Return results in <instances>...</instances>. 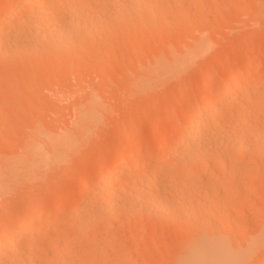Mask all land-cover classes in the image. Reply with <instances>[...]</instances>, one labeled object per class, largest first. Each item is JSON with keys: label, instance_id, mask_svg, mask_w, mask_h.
Returning a JSON list of instances; mask_svg holds the SVG:
<instances>
[{"label": "rangeland", "instance_id": "obj_1", "mask_svg": "<svg viewBox=\"0 0 264 264\" xmlns=\"http://www.w3.org/2000/svg\"><path fill=\"white\" fill-rule=\"evenodd\" d=\"M15 1L16 0H0V14L3 12L1 17H3V14L9 13H5V11H12L9 8L13 7L12 5ZM149 1H145L148 4L151 2V6L150 4H147L149 8L151 7L148 13L146 11L147 6L144 5L145 8L143 9H145L144 11L146 13L143 12V14H141L142 12H137L138 14H133L138 15V17L142 15L139 19H137L138 17L135 18V16L133 18V15L131 14V19H137V22L138 20L142 21L146 18H144V16L147 14V17H153L151 13L152 10L155 15L157 9L161 6L164 5L161 9L165 10L167 4L169 5L167 7H170L171 5V3H166V0H162V5L161 0H159L160 3L156 2L158 0H154L155 2L152 0L153 3L156 4L152 7L153 3L152 1ZM167 1L172 2V0ZM173 1L172 4L179 3H177V5H171L169 10L167 8V15L166 11L163 12L161 9L158 10V13L159 11L162 13L156 14L153 17L155 20L150 19V21H147L149 22L148 27L144 24H147L144 20L142 23L140 21L141 24L138 22L140 26L144 24L142 25V28L140 27L141 29L136 27L138 24L136 21L132 20V22L134 21L133 24L130 21V18L125 20L129 15L122 14L125 18L121 19V21L125 20L127 23L130 21L133 24L129 23L132 27L136 24L135 27L138 30H135V32H131V30H134L133 28L131 29L130 25L126 27L124 24H120L119 26V23L121 22L120 16L122 15L117 16L119 18L118 20L115 16L111 18L113 13H109V9L114 6L113 2V4L107 2L108 5H110H105L108 6L107 9L104 8L105 6H100V8L98 5L99 3L97 2V4L95 2L98 9H106V11H109L106 12L104 10L103 14L105 15L107 13L105 17L108 16L106 18L103 14H100V10L98 12V16L101 15L100 21L102 20V26L100 25L98 27H102V30L105 28L108 29L104 30V32L101 29V31L97 29L100 33L102 32L101 34H98L99 31L97 32L96 30L97 33H93L94 35L97 34L99 36L98 39L97 36H95L96 38L92 36L94 39L90 38L92 35V33H90L91 35L89 36L88 34V36L91 39V42L89 38H87L88 36H86L84 40L86 42L87 39V44L83 42L85 43L84 45L82 41L80 42L85 46L80 45L83 50L76 48L78 51L80 50L81 57L79 56L80 53L76 55L73 54L76 53V49H74V51L76 50L75 52L68 51L70 54L72 52L71 55L74 56H71L70 54L67 56L68 52H65V50H60L62 52L59 51L61 54L64 51V53H66L65 56L67 58L69 57L71 62L66 58V60L62 59L63 56L59 57L56 50H54V52L51 49L56 53V55H52L54 53H50V49H45L46 51L44 53L41 51L42 49L40 50L41 52H37L35 49L39 55L35 53L37 56H32V58L29 57V55L31 56L35 50L31 51V53H29L28 50L27 52L29 55H26L25 58H22L21 54L28 53L26 51L24 53L23 51V53L20 52L19 55L17 53V55L14 54V58L19 56L17 59H13L12 54L10 56L12 57V60L10 57H6V59H9L8 61H5L6 59L4 58H2L4 62L0 61V163L2 159V163H4H1V168L4 167L3 169H5V166L9 164L6 160H10L9 158H12L9 161L10 163L14 162L12 160L15 157V161L19 159V162H23L22 158L25 157L24 148L26 147V150L32 148L27 144L30 139L31 142L35 141L33 143L34 146L37 144L36 141H39L38 145L41 143L44 144H41L42 146H40V148L38 147V151L37 149L36 151L32 150V153L35 152V155H41L45 157V159L49 158L48 160H50L51 156L46 157V155L50 153L49 155H52L54 158V154L57 155V152L59 151L57 150L59 147L57 148L53 143L50 147L46 146V144L49 143L48 139L50 136H56L59 138L62 134L64 136L69 133V136H67L71 137L73 134L71 133V129L75 132V135L73 134L75 136L74 138L79 137L76 139L77 141L82 140L83 138L81 137L86 135L82 140V144H77L76 142L77 146L80 144L78 148L75 145V148H72V150L70 149V155L68 154L66 159L63 160L61 158L62 161L59 160V162H57V160L54 162V160L53 165L48 163L51 167H48V164H46L47 167L45 169L41 168V171L38 167L37 169L39 172L36 173V176H31L34 174L33 172V174L30 175L32 177L31 179H29V176L27 180L24 178V180H21L20 182L19 178V183L16 182L17 184L12 181L15 183V186L12 182L7 184L8 179L4 177L3 178L6 180L2 178L0 179L1 181H6V183L2 182V185L5 186L6 184V190H0V231L2 230V227L6 225L5 223L8 222L13 225V227L16 226L17 217L21 213H29L36 209L40 211H52L54 208H58V206L61 210L65 209L62 210L60 218L53 221L47 229L43 231L39 228H37L39 230L36 229V234L34 233V235H37L38 240L35 239L37 240L35 242V245L37 244V247L35 246L36 253H34L36 255L33 254V258L36 259L32 258V261L35 262L39 257H44L42 255H44L43 252H45V257L47 255L48 257L53 256L55 258L54 255H56V261L55 259H53V261L52 258H46L47 260L45 261V257L42 258V262L45 261L44 263L46 264H53L54 262L62 264V261L65 260L66 261L63 262V264H66L69 262L68 256L72 258L71 261L74 262H72L73 264H177L180 260L185 258L184 255L186 251L195 240L201 237L208 239V237L214 232L217 233V235L215 234V237L222 241L228 250L233 251L234 253L243 251L256 235L259 236L262 234V231L264 230V156L261 154L262 156L258 157L260 151L257 152L258 150H255L256 146L254 145V147H248L250 152L248 149L247 151L240 150L239 152V150L234 148L235 146H228L230 143H227V145L225 144V149L221 146V151H230L229 154H233L231 151L235 149V153H239H234V155L228 156V152H223V154L219 156V154H215L221 152L219 149L218 152L213 150L215 153L211 152V155L209 154L211 157L208 156L210 159L212 157H217L220 159L219 162H222L224 158L221 156L224 157L226 154L228 156L225 155L227 161L225 158L223 161L224 164L221 163V165L223 164L225 166L224 169L220 166L217 158H215V160H212V158L208 161L207 159L205 160L208 162L206 164H209L207 165L209 166L207 168L204 166L206 164L202 165L205 163L204 159L203 161L201 160L202 163H198L199 166L198 164L196 166V163H194V168L201 167L200 170L202 172L204 170L205 178L201 173V176L199 177L200 179L196 177L199 176L198 168L195 172L196 175L193 170L190 171L193 172L192 174L196 177L194 178V181L200 180L201 184L204 186H207V184H210L211 182L210 185L212 187L209 186V188L211 187L210 189L207 186L206 190L205 187L208 194H206V191L204 190L207 199L211 198H208L209 194L217 196H212V199H214L208 200L211 205L216 202L214 201L215 199H219L221 203L222 200L226 199L224 202L225 204L222 203L223 205L219 200L217 201L218 209L216 207L217 205H215L216 208L214 209L219 211L216 210V212L213 209V204L211 210H209L210 207L206 210L209 213L211 211V214L207 213L208 216H205L206 213H201L205 218L208 217L205 221L210 219V221L212 220L213 222L214 219H216V222L214 221L215 223L213 222V225H211L212 227H209L210 225L207 226L206 223V226H202L204 223L201 221L205 222L204 219L201 221L199 220L200 225L202 223L201 227H197L196 225L195 228L191 229V226L193 227L191 224V226H189V224L185 223L189 227H186L184 223L182 225V222L179 223V221L175 224L174 219L167 220L164 217L161 218L153 213H121V211L118 212V210L113 213V217L108 221L95 218L90 221L91 223L88 224L89 226L85 225L86 227L78 225L79 221H76L77 219H75L78 218L79 220V213L83 210V205L80 206V204H83V201L89 198L87 195L89 194L88 190L91 189L90 192L94 191V189L91 188L92 185L95 186L94 181H97V179H100L99 177H102V170L111 165L116 157L131 151L135 146L139 145L142 148L138 157L139 160H142L146 155L161 149L155 158L146 159L144 164L140 165L141 168L144 167L143 172L145 171V168H151L155 163L159 164L163 162L168 155V152L165 151L164 148L167 144L172 143V140L174 141L175 138L174 134L167 137H164V134L172 131L174 128L176 129L177 127L185 125L186 121L183 120L186 119L188 122V117H186V115H189L192 105H194L197 100L202 101L208 96L207 94H209V92H212V90L213 93H215L218 87L222 88L223 85L226 86L227 83L230 82L229 80L233 77L239 79L240 74L242 75L243 73L242 71L253 69L254 73L247 78L245 76H243V78L240 77V87H243H239V90H241L240 92L238 91V88L236 89L237 91L234 90V93L231 92V94L228 93L229 91H226V97H224L223 100L227 97H231V99L229 98V101L228 99L225 101L227 108L231 109L227 105L229 102V105L232 104L233 106L234 104L235 106H240L241 109L236 107V111H242L244 105L246 106L250 103H256L258 96L259 99L264 100V82H259L260 77L264 75V0ZM54 2L55 1H53V3ZM93 3L94 1H92L91 4L94 5L91 6V9H93L92 13L95 12L96 6L95 3ZM55 4L59 6V2L56 1ZM157 4L158 7H155ZM4 6H6V8L7 6L9 7L5 10L6 8ZM89 7H87L89 10L87 11V14L89 13L90 17L91 11ZM153 8L156 9L155 13V9ZM17 10L18 9H16L15 14ZM84 13H86V11ZM9 14L14 17L15 21L13 19L11 22L14 23V26L17 25L16 27L19 30L20 26L23 25V22L20 19L21 15L19 14L20 17L19 15H16V17L18 16L17 19L14 13V15H12V13ZM102 15L104 18H102ZM157 15H159V19L156 17ZM11 16L10 19H12ZM98 16H95L94 18L97 17L96 19H99ZM109 17L111 19L115 18V21H118V23L115 22L114 19L112 21ZM163 17L165 19H163ZM104 19H108V24ZM19 20L22 25H18L21 24ZM109 20H111L112 25L116 23L118 25L116 24L113 27H108L110 24ZM152 20L155 22L153 25L151 24L153 23ZM11 22L9 25L10 27L13 24ZM103 22H105V27L103 26ZM150 24L151 27L149 26ZM9 26L7 28H10ZM111 27L114 29L109 30ZM21 28H23V26ZM14 29L16 30L15 27ZM201 41L206 42L207 45L204 46L206 50H203L202 48L201 50L203 51H200L201 54L199 53L200 55H197L198 52L197 54L195 53L196 51L194 47L197 44L200 45L202 43ZM86 45L88 46L86 47ZM199 45L197 46L199 47ZM192 48H194V53L193 51L191 52ZM187 52L190 54L193 53L195 55L194 58H192V56L190 57L189 54H186ZM40 53H42V55ZM172 54L175 55L172 60H175V57L179 56L177 57L179 60V66L181 64L180 60H183V58L180 57L189 55V57L192 58L189 60L192 61L190 62L187 60V65H181L182 67L180 66L181 68L179 70L176 68L175 74L173 71L172 76L167 77L170 73V62L167 63L165 61H168L169 58L172 57H170ZM158 56V59L160 60H157L161 63V67L168 68V71L165 73L169 72L167 75H164L165 73H163L162 69H160V73L159 71L155 72L156 75L163 73L162 75L164 78H161V80L163 79L162 82H158L160 81L158 75L157 79L154 77L156 76L155 74H146L152 73L156 70L154 64L157 62L155 59ZM71 57L75 59H71ZM59 58L65 62L61 61ZM162 58H168V60H163ZM161 60L164 62L162 63ZM182 63H184V61ZM150 64L153 66L151 65L150 67ZM165 64H169V66H164ZM145 68L146 71L144 70ZM151 69L155 70L153 71ZM139 74L140 76L141 74L143 76L147 75L150 78L152 77V79L150 81V78L144 76L146 79H143V76H141L142 79H140V83L138 84L140 78ZM165 76L167 79H165ZM137 79L138 82L136 81ZM153 79L154 81H152ZM225 82L227 83L225 84ZM143 83L144 85L146 84L145 86L148 88V84L156 85H152L153 87L151 86L150 89L144 90L145 88L142 89L140 87ZM134 84L135 86L137 84L139 89H137V87L135 88ZM248 84H253L249 87L250 89L251 87L253 89L252 92L250 91L253 96H245L247 93L242 96L244 93L242 91H245V88L246 90L248 89L249 92ZM133 87L135 88L134 90ZM136 89L138 91H136ZM227 93L229 96H227ZM232 93L233 95L236 94L238 98H241L238 99V101L243 100L244 102L240 101L241 103H239L236 100L237 96L234 95L233 98L239 104H237L236 101L233 103L232 96H230ZM251 96L255 98V101ZM250 97V100L252 101L249 100ZM91 98V101L94 99V101H96H93L92 105L94 104L100 107L98 109L96 108L97 106L94 107L96 108V111L94 110L96 115L99 112V109H102V113H100V116L99 113L96 116L98 117V122H94L96 124L93 122L89 123L94 124V126L92 125L93 128H91L92 126L90 127L91 130L87 131L88 134H86V132H83L82 134L79 130L81 136H77L76 132H78V127L76 126H78L79 121L76 119L79 118V114L82 112L80 109L86 107L83 105H86ZM246 99H248L250 103ZM91 101L89 100V102ZM258 103H260V101L257 102V105H262V109L260 106L256 107L255 105L252 106L250 104V107V105H247L251 108V111L254 110L253 108L255 107V109L258 110H256L258 114H256L257 112L255 113V110L253 111V115L255 113L257 115L256 117L255 115L250 116L251 118L247 117L248 119H252L251 121H253L254 124H258L255 126L251 123L250 126L247 124L251 122L249 120V122L243 125V129L247 128L246 126H254L257 129L261 127L264 129V124H262L264 122L259 120L261 119L259 114L264 118V101H262L263 104ZM92 105L90 106L92 107ZM90 106L87 107L89 108ZM77 109H79L80 112H77ZM232 109L233 110L231 111L225 109L226 111L223 110V114L222 112L221 114L224 117V114H227V111H229L228 114L230 112L233 113L235 111L234 106ZM249 109L248 107H244L243 111L245 112ZM259 110H263V114ZM243 111L242 113H244ZM221 114V120L226 118V121H228L233 115L232 114L230 117L225 116L223 118ZM257 117V120H259L260 123L255 122L257 121ZM222 123L224 122L221 121L220 125L224 127L225 125ZM73 126L75 127L73 128ZM226 126L224 128H226ZM183 127L180 129L178 128V130H181ZM87 128L89 129V127H82V129H84L82 131H86L85 129ZM36 133L41 137L42 135L44 137H49H46L48 142H46V138V141L43 140L44 137H42V140L40 139L41 141L38 140ZM261 133L263 132L261 131ZM34 135L37 138L32 140V137H35ZM74 138L72 139L75 140ZM52 139H54L53 142L56 141V138H51L50 141ZM31 142L29 141V143ZM49 145L50 144H48V146ZM37 146L35 148H37ZM43 146L44 148H42ZM228 147L231 149L227 150L226 148ZM260 147L261 146H258V148ZM262 147L260 148L261 150L264 149V144H262ZM49 148H52L51 152ZM222 148L224 150H222ZM252 148H255L253 151L254 153H252ZM44 149H48V153ZM73 149L76 150L72 152ZM40 150L43 152L39 153ZM245 152H248L249 155L247 156H251V158L247 157L245 154L248 153ZM28 153L29 151L26 153L27 159L29 157L28 155H32L31 152ZM165 153L167 155L164 156ZM20 155H22V158H18ZM64 156L65 153L63 154V157ZM253 156H257L258 158H254ZM228 158L231 162L228 161ZM211 161H216V164L214 163L213 166L212 163H210ZM171 166L174 168L175 164L170 163V165L165 166V168L160 171L161 173L157 174L156 181L158 177V181L160 178L166 179L169 177L166 174L167 172L169 174L172 170V168L170 169ZM230 166H232L231 168H233V171L230 169ZM204 167L206 169H203ZM215 167L218 169H216L217 175L215 176L214 173V177H212L213 172H215V169L213 168ZM219 167L221 168L219 169ZM239 168L240 173L243 171L241 174L239 173L240 175H238ZM209 169L211 171L213 169L212 174L209 173ZM235 171L238 172L236 173ZM2 172H4V170L0 173ZM218 172L219 176H221L220 174H224V176L219 177ZM228 172L231 175L235 172V178L232 176L233 180L232 178H229L231 177L229 174H226ZM124 175L118 174L116 176L117 179L114 180L118 182V180H122L125 177L126 179L131 177L129 174L130 177H127V174ZM209 175H211L209 178L210 180L207 181ZM2 176H4V174ZM236 176H238V178ZM23 177L25 176H22V178ZM201 177L204 179L201 180ZM126 179L124 180L127 181ZM177 180L178 178L176 181ZM197 181L194 183L196 186L197 183H199V181ZM204 181L208 183H205ZM121 182H123V180L119 181V183ZM10 184L14 186L12 187L11 185V189ZM2 185L0 186V189H2ZM7 186H9V190H7ZM82 188H85L87 192V197L85 195V199L83 198L84 200L79 193ZM201 189H204L203 186ZM204 192L202 193L204 194ZM89 195L91 196V194ZM74 208L76 209L75 211ZM63 212L65 214H63ZM213 212L216 213L213 215ZM48 215V217H50V214ZM209 215H213L214 218L211 219L213 216ZM197 217L200 218L201 215L199 216L198 214ZM46 218L47 217H45V220H50V218ZM217 220H220V223H222V221L225 223L228 221L230 223L227 234L223 233V230L225 229H222V225L224 223L220 225ZM75 223L78 226H76ZM214 224H217L218 226H214ZM223 226H225V224ZM57 239L60 240L59 243L57 242ZM61 240L63 243H61ZM40 243L41 246L39 245ZM57 245H59V247H57ZM39 247L40 251H37V248L39 250ZM41 251L42 254L40 256L37 255V252L40 254ZM62 253L63 255L65 254L66 257L63 256ZM59 255L61 258H59ZM63 258L65 259L61 260ZM66 258H68V260ZM49 259L51 260L48 261ZM4 260L3 262H6ZM38 261L39 264H42L40 259H38ZM34 262L33 264H36ZM69 264H71V262ZM238 264H264V241Z\"/></svg>", "mask_w": 264, "mask_h": 264}, {"label": "bare ground", "instance_id": "obj_2", "mask_svg": "<svg viewBox=\"0 0 264 264\" xmlns=\"http://www.w3.org/2000/svg\"><path fill=\"white\" fill-rule=\"evenodd\" d=\"M53 1H55V2L53 3ZM53 1H51V0H16L12 5L13 7L9 8L13 12L12 11H5V13L9 12V13H12V15H14L16 9H18V10L20 9L19 10L20 13L23 11L20 14L19 11L17 10V12L21 15V17L17 12L15 14V17H16V15H19L20 19L23 22V25H22V23L19 20V22L21 24H18V25L23 26V28H21L22 26H20L21 30L18 27L20 31L17 29V27H16L17 25L14 26V23L11 22L14 19V17H12L11 14H9V13L3 14V17H1L2 16L1 14L3 13V12H1V14H0V17H1V19H0V61H3L2 58H4V59H6V57L9 58L12 54H13V56H12L13 59H17L19 56H16V55L17 54L19 55L20 52L23 53V51H24V53H25V51L27 52L29 50V53H31V51H33L35 49L37 50V52L42 49L41 51L43 53L46 51L45 49H48V50L50 49L49 50V51H51L50 53H54L55 52L54 50H56L59 57L63 56L62 59H64V60H66V59L69 60V57L67 58L65 56L66 53H64V51L62 54L59 53L60 50H65V52H68V51L75 52L77 50L76 53H73V54L76 55V54L80 53L79 56L81 57V52H80V50L78 51V49L83 50L81 46H84L85 43L87 44V39H86V42L84 41L85 37L88 36V34L90 36L91 35L90 33H92L90 38H93L95 36H97V39L99 38V36L97 34L96 35H94V34H95L97 29L100 30L102 28V27L101 28L98 27L100 25L102 26V22H101L102 20L100 21L101 15L98 16V12L101 8L100 6L104 7L105 5H108L107 2H111V4L114 3L113 4L114 6L111 5L112 8L110 7L112 9V11H111V9H109L110 12L107 10L109 13H113V15H111V18L114 16L116 18L117 16L124 14V15H129L125 19V20H127L128 18H130V19L132 17L134 18V16H135V18H137L138 15H133L134 13H137V12L138 13L142 12L141 14H143V12L146 13L144 11L145 9H143V8H145L144 5L147 6V4H148L147 2L149 0H147V2H145L146 0H53ZM56 1L59 2V6H57L58 3L55 4ZM92 1H94V3L98 2L99 4L98 3L97 4L100 7L98 9L97 4L95 3V5H96L95 6V12H93V13H92L93 9H91L92 8L91 6H94V5H91ZM150 1H152V0H150ZM153 1H152V3H153ZM101 2H103L104 4ZM156 2L160 3L159 0ZM161 2H162V0H161ZM172 2H174V1L172 0ZM172 2H168L166 0V3H169V4L171 3V5H174V4L177 5V3H179V2H177V3L172 4ZM100 3H101V5H100ZM164 3H165V1H164ZM162 4H163V2L161 3V5ZM89 5H90V7H89ZM154 5H156V4L153 3L152 7ZM171 5H170V7H167V6H169L167 4L165 10L161 9L164 6L163 5L159 9H157V12H156V9L153 8V9H155L154 13L156 12V14H159V13L161 14L162 13L161 11L163 10V12L166 11V15H167V11L171 8ZM108 6H110V5H108ZM108 6H105L104 8L107 9ZM150 6H151V4H150ZM4 7L6 8V6H4ZM8 7L9 6H7V8ZM87 7H89V9L91 11L90 17H89V13L87 14V11H89ZM155 7H158V4ZM7 8L5 10H7ZM150 8L147 6V8H146L147 13H148ZM167 8H168V10H167ZM106 9H102L103 12H102V10H100V14H103L104 10L106 11ZM160 9H161V11H159V13H158V10H160ZM85 11H86V13H84ZM152 11H151V13L154 17L156 14L154 15ZM7 14H9V15H7ZM103 15H102V18L105 17V15H104V17H103ZM124 15H122L123 17L120 16V21H121V19L125 18ZM152 15H150V16H152ZM10 16L12 17V19H10ZM95 16H98L99 19H96L97 17L94 18ZM147 16H148V14L144 16V18L146 17L148 19L147 20L145 18L146 21H145V19L142 18L144 20V22L150 21V19L155 20V18L147 17ZM160 16H162V15H160ZM106 17H108V16H106ZM140 17H138L137 19H139ZM156 17L159 19V15H157ZM164 17H166V16H164ZM164 17H163V19H165ZM8 18L10 19V22L13 23L11 25L12 28L9 26L10 22H9ZM115 18H113L114 21L116 20ZM157 18H156V20H157ZM113 19H111V20L113 21ZM118 19L119 18L117 17V20ZM137 19H131L130 21L131 22H132V20L136 21ZM105 20L106 19H104V21ZM107 20H106V23L108 22ZM111 20H109L110 24L108 27H110V26L113 27L114 25H116L118 23V21H115L117 23L114 24V22H113L114 25H112ZM125 20L121 21V22L119 21L120 22L119 26H120V24H124V26L127 27L132 23L134 24V21L132 23L129 21V23H130L129 24V23L125 22ZM143 20L142 21L140 20L141 23L143 22ZM14 21H15V19H14ZM140 21L138 20L139 23H140ZM152 22H153V20H152ZM103 23H104L103 24V26H104L105 22H103ZM139 23L137 24V26L135 24V26L137 28H140V27L142 28V25H144V24L147 25V27H148V24H149V22H147V24L144 23L140 26L141 23L140 24ZM154 23L155 22H153L151 24L153 25ZM151 24L149 25L150 27H151ZM8 26L10 28H7ZM13 26L16 28V30L14 29ZM135 26L132 27L130 25L131 29L133 28V30H134V31L131 30V32H135V30H138ZM112 27L109 28V30H113L114 28H112ZM134 28H136V29H134ZM107 29L105 28L104 30H107ZM99 30H97V32ZM104 30H102V31L104 32ZM100 31L98 34L102 33V32L100 33ZM89 36L87 38H89ZM90 38H89V40L91 42ZM81 41H82V43L85 42V43H83L84 45H82V43H80ZM201 42L202 43L200 45L197 44V45H199V47L197 45H196L197 48H196V46L194 47L196 52L194 51V48H192L193 50L191 49V52L193 51V53L195 52L196 54L198 52L197 55H200L201 54L200 51L206 50V48L204 47L205 45H207L206 42H204V41H201ZM87 46L88 45H86V47ZM76 48H78V49H76ZM202 48H203V50H201ZM74 49H76V50L74 51ZM36 50L33 51V54L31 56L29 55L28 52H27L28 54L25 53V54H23L24 56L21 54V56H22V58H25L26 55L27 56L29 55V57L32 58V56H35L36 54H38L36 52ZM60 52H62V51H60ZM189 52H190V50H189ZM193 53L190 54L187 52L186 54H189L190 57L192 56V58H194L195 55ZM14 54H16L15 58H14ZM40 54L42 55V53H40ZM46 54H47V52H46ZM68 54H70V53L68 52L67 56H68ZM71 54H72V52H71ZM186 54H184V55H186ZM52 55H56V53H54ZM58 55H57V58H58ZM74 55H71V56H74ZM189 55L188 56L186 55L184 57H180V58H183V60H180V63H181L180 66L181 65H187L186 64L187 60L190 61L189 59H192L189 57ZM174 56L175 55H173V54L170 55L171 58H169V60H172ZM12 57H10V59ZM177 57H179V56H177ZM177 57H175V60H172V61H169L168 58H162L163 60L164 59L168 60L165 62H167V63L170 62L169 64L172 67L171 68L169 66V64L164 65V66L168 65L170 68V70H169L170 73L168 72L169 76L167 75L168 73H165L166 71H168V68L167 67L162 68L160 65L161 63L158 62V60H160V59H158L159 56L155 59V61H157L154 64V67L156 68V70L151 69V70H153V71L155 70V71L152 73H146V74H151V75L153 74L154 75L156 71H159V73H160V71H161L160 69H162L163 73H165L164 75H167V77L172 76V72L174 71L173 73L175 74L176 68H177V70H179L182 67V66L180 67L178 65L179 60ZM71 59H75V58L71 57ZM8 60L9 59H6L5 61H8ZM61 61H63V60H61ZM183 61H184V63H182ZM63 62H65V61H63ZM163 62L164 61H162V63ZM188 64H189V62H188ZM151 65L152 64H150V67H151ZM177 66H179V67H177ZM173 68H175V69H173ZM147 69H149V68H147ZM144 70L146 71V68ZM242 72L243 73H242V75L240 74V77L243 78V76H245L247 78V77H250L253 75L254 70L253 69H247V70L242 71ZM142 74H141V76H143ZM162 74H159V75L157 74L159 77V80H160L158 82H162V80H163V79L161 80V78L163 77ZM157 75L154 77L157 78ZM141 76L139 74V77H140L139 82H138V79L136 80L138 82V84L140 83V79H142V78L144 79L145 77H148L147 75H144L145 77L143 76L141 78ZM167 77L165 76V79H167ZM240 77H239V79L233 77L231 80H229L230 81L229 83L225 82V84L227 83L226 86L223 85L222 88L218 87V89H220V90L217 89V91H215V93H213V90H212V92H209L210 95L207 94L208 96H206V97L204 96L205 99H203L204 97L202 98L203 99L202 101H200V100H197V102L195 101L196 103L194 102L195 104L192 105L191 111L189 110L190 111L189 115L188 114H187L188 116L186 115V117H188V122L185 118H184L185 120H183V121L187 122V123L185 122V125H183L184 127L181 126V127H183L181 130H178V128L180 129L181 127H177L176 129L174 128V129H172V131L164 134V137L165 136L167 137V136L174 134L175 138H174V141L172 140V143L167 144V146L164 148V150L168 152V155L166 154L167 152L164 154V156L167 155V157H166V159L164 158L165 160L163 162H161L159 164L153 163L154 165H152L151 168H145V171L143 172L144 167L141 168L140 165L144 164V161L146 159L155 158V156L161 151V149H158V150L150 153L149 155H146L142 160L141 159L139 160L138 157L142 151V148L139 145L135 146L131 151L123 153L121 156L116 157L115 160L111 163V165L107 166L106 168H104L102 170V172H103L102 177H99L100 178L99 180L97 179V181H94L95 186L92 185V187H91L94 189V191L90 192L91 189L88 190V193L91 194V196L89 194H87L89 196V198L86 199L85 201H83V204H80V206L83 205V207H82L83 210L82 211L80 210L81 212L79 211L81 213V215L79 213V216H80L79 220H78V218H75V219H77L76 221H79V224L76 221L75 222L80 226L83 225L84 227H86V226H89L88 224L91 223L90 221H92L95 218H100V219L108 221L109 219H111L113 217V215H114L113 213H115V211L118 210V212L121 211V213H132V212H136V213L137 212L138 213L143 212V213H147V214L153 213L157 216H160L161 218L164 217L167 220L174 219L175 224H177L179 221V223L182 222V225H183V223H184V225H186V224H189V226L193 225V227L191 226V229L195 228L196 225H197V227L198 226L201 227L202 223H204L202 226H206V225L209 226L210 225L209 227H212L211 225H213V222L216 219H214L213 222H212V220L210 221V219L205 221V219H207L208 217L205 218L203 214L206 213L205 216H208L207 213H209V212H207L206 210H208L209 207H210L209 210H211V207H213V204H214L213 209L216 207L218 209V202L217 201L219 199L218 200L215 199L214 201H216L217 203L215 202L212 205H211L210 201H208V200H213L214 199V198L212 199L213 195L209 194L208 198L209 197H211V198L207 199L206 194H208V193L206 190H207V186H208V188H209V186H211L210 185L211 182H210V184H207V186H204L201 184L200 180H198L199 183H197V186L194 185V183L197 181V180L194 181V178L198 177V179H200L199 177L201 176V174L205 178L204 170H203V172H204V174H203V172L200 170L201 167L194 168V163H196V166H197V164L199 162L202 163L203 159H204L205 163H203L202 165L208 163L205 160L207 159V161H208L210 159L211 152H213V153H215L214 151L218 152L219 149L221 151V146L224 148L227 145V143H230V144H228V146H230V147H231V145L235 146L234 148L239 150V152H240V150H244V151L246 150L247 151L249 146H252V147L256 146L255 147L256 149L255 148L251 149L252 153H254L253 151L255 149L256 151L258 150L257 152L260 151V153H258L259 154L258 157H261L262 155L264 156V153H262V152H264L263 151L264 149L263 150L260 149L262 147V144H264V129L261 127H260L261 129L260 128L257 129L253 125H252L253 127H250L251 123H253V121H251L252 119H250L251 118L250 116L253 115L254 110H255V113L258 111L257 109H255L258 106L257 102L260 101V103L263 104L262 101H264V100L259 99V96H258V99L256 97V99L258 101L256 100V103L252 104L248 101V99H246L252 106L253 105L256 106L255 108H253L254 110L251 111V108H250L251 105L247 104L245 101V103L247 105H250V107L247 105L245 106L243 103L244 101L243 100L238 101V99H241V98H238V96L236 94H234L235 96H237L236 100L239 103H241L240 101H243L242 104L244 106L242 107V111H243L244 107H248V109L249 108L250 109L245 111V112L243 111L244 113H242L241 110L236 111V109H237L236 107H239V109H241L240 106H237V105L235 106L233 104L235 113L233 112L234 113L233 114L230 112L231 114L230 113L228 114L229 111H227V114L225 113L226 110H230V111L233 110L232 104H230L232 106L231 107L229 105V102L227 103L228 107L231 108V109H229V108H227L226 103H225L226 99H228V101H229V98L231 99V97H227V98H225V100H223L224 97H226L225 93H226V91L227 92L229 91L228 93L231 94V92H233L234 90L237 91L236 90L237 88H238L239 92L241 91V90H239V87L241 86L240 85ZM261 77H262V80H261ZM261 77L259 79V82H262V81L264 82V75ZM148 78H150V77H148ZM151 79H152V77L150 78V81H151ZM154 79L152 81H154ZM157 79H156V82H157ZM141 81H143V80H141ZM145 85L143 83V85L140 87L142 89L145 88L144 90H146V89H150L153 84H151V85L148 84L149 88ZM155 85L156 84H154L153 86H155ZM250 85H253V84H248V88L250 87ZM134 86H135V84H134ZM136 87H137V89H139V86H137V84H136L135 88ZM220 87H221V85H220ZM135 88L133 87V90ZM240 88H243V87H240ZM137 89H136V91H138ZM251 89H252V87H251ZM251 89L249 88V92H248V89L246 90V88H245L244 90L247 92L242 91V92H244L242 94V96H244L246 93H247V95H245V96H247V97H249V95H252L251 92L253 91V89L252 90ZM233 93L230 96H232V100L234 103V101H236V100L233 98V96H234ZM249 93H251V94H249ZM229 94L227 96H229ZM251 97L249 98V100L251 99ZM243 98H245V97H243ZM252 99L254 100L255 98L252 97ZM89 100L91 101L92 98ZM89 100H88V102H89ZM232 100H230V101H232ZM93 101H91L89 103L87 102L86 105H83L86 107H83L82 109L79 108L80 111H82V112H80L79 109H77V112L78 111L80 112L79 118L76 119L79 121L78 126H76V127H78V132H76L77 136H79V135L81 136V134H79L80 131L82 134H83V132H86V134H88L87 131H90L91 128H93L94 124H96L98 122V120H97L98 117H96V116L98 115V113L100 116V113H102V109H99V112L96 115L95 109L96 108L98 109L100 107L97 105H94V104L92 105ZM198 101H200V102H198ZM250 101H252V100H250ZM94 102H96V101H94ZM238 102H237V104H239ZM260 103H258V104H260ZM90 105H92V107ZM87 106H90V107L88 108ZM95 106H97V107L94 108ZM259 106L261 107L262 105H259ZM261 109H262V107H261ZM100 110H101V112H100ZM223 110H225L224 113L226 114V115L224 114V117L225 116L230 117L233 114L229 118V120L227 118L228 121H226V118L221 120L220 114H221V112L223 114ZM259 111H261V110H259ZM262 111H261V113L263 114L264 111L263 112ZM255 113H254V115L256 117L257 116L256 114H258V112L256 114ZM222 114H221V116L223 117ZM259 116H261V119H259V120H261V122H264V118H262V115L259 114ZM247 117H250V118L248 119ZM258 117L256 118V120L258 119ZM223 120L226 121V124H225V121H223ZM249 120L251 122H249ZM253 120H255V119H253ZM259 120L255 121V122H259ZM95 121H96V123H94ZM221 121L224 122L222 124L225 126L227 125V122H228V125L226 126V128H224L225 126L223 127L220 125ZM92 122L94 124H89ZM247 122H249V123H247ZM75 123H76V121H75ZM75 123H74V125H75ZM245 123L249 124L250 126H246L247 128L244 127L245 129H243V125H245ZM88 124H89V126H88ZM256 124H258V123H256ZM256 124H254V125L256 126ZM262 124H264V123H262ZM260 126H263V125H260ZM74 127L75 126H73V128ZM82 127H84V128L89 127V129L87 128V129H85L86 131H82V130H84V129H82ZM260 130L263 133H261ZM71 131H72L71 133H73L75 135V132H73V129H71ZM67 132H69V131H67ZM66 133H64V134H66ZM71 133H70V135H71ZM73 134L71 137H68L69 133L67 134L68 136L67 135L63 136V134H62L63 137L59 136L60 139L56 136H53V137L50 136V138H49L47 136L44 137L42 135V137H44V139H43L39 134H37L38 138L34 135L35 137L34 138L32 137V140H35L37 138L38 140L43 139L44 141H46L47 138H49L48 139L49 143H47L46 146L50 147L51 144L53 143L54 146H56L57 148L59 147L57 149V150H59L57 152V155L54 154L55 157L53 158L52 155H49L50 154L49 153L48 155H46V157L51 156L52 158L50 157V160H48L49 158H46L48 161L45 159V157H43L41 155H35L34 154L35 152L32 153V150L36 151V149H37V151H38L40 146H42L44 144L41 143L42 145L41 144L38 145L39 141L38 142L36 141L37 144L36 143L35 144H36V146L37 145L38 146H37V148H35L36 146H34V144H33L35 141L31 142V139H30L29 141L31 143H29V141H28L27 144L29 147H32V148L29 150L28 149L26 150V147L24 148V151H25L24 155L26 158L25 157L22 158V155L18 156V158L21 157L23 159V162H19L18 161L19 159L18 160L16 159L17 161H15V158H16L15 157L12 160L14 162L10 163L9 161L12 158H9L10 160H8L7 158H4V159H7L6 161L9 164H7L5 166V169H3L4 167L1 168V163H2L3 159L1 160L0 169H1V171L4 170V172H2L4 174V176H2L3 175L2 173H0V176H2V177H0V179L1 178L2 179H4V178L8 179L7 184L12 182V181H14L15 183L16 182L19 183V180L21 182V180L23 181L24 178L27 180L29 178V176L31 174H33V172H34V174L31 176H36L37 175L36 173L39 172L38 169H40V171H41L42 170L41 168L45 169L47 166L51 167V165H49L48 163H51L53 165L54 160H55L54 162H56V160H57V162H59V160H61V158L63 160L66 159L67 155L69 154V151H71L72 148H75V145L77 146L78 143L82 144V142H83L82 140L86 136L85 135L84 137H81L83 139L80 141H77L76 139H78L79 137L74 138L75 136ZM45 138H46V140H45ZM51 138H56V141L53 142L54 139H52L50 141ZM72 138H74L75 140H73ZM48 140L46 142H48ZM76 142H77V144H76ZM32 144H33V146H32ZM48 144H50V145L48 146ZM80 144H79V146H80ZM257 145L261 146V147L258 148ZM79 146H77V148ZM29 147H27V148H29ZM42 148H44V146ZM223 148H222V150L225 149V148L224 149ZM51 149L49 148L50 152L52 151ZM226 149L229 150L231 148L228 147ZM49 150L47 149L45 151L48 153ZM74 150H76V149H73L72 152H74ZM233 150L231 151V152H233V154L232 153L229 154L230 151L229 152L227 151L229 154L228 156L234 155L235 149H233ZM28 151H29V153L31 152L32 155H28L29 157L27 159L26 153ZM67 151H68V153H67ZM224 151H221L220 153H215V154L216 155L219 154V156H220L221 154H223ZM248 151L250 152L249 149H248ZM41 152H43V151L40 150L39 153H41ZM227 152H224V153H227ZM239 152H236L235 154H237ZM64 153H65V156L63 157ZM245 153H248V152H245ZM242 154H243V152H242ZM225 155H224V157L223 156H221V157L224 159L226 158V161H227L228 156L226 155L227 157H225ZM245 155L247 156V155H249V153L245 154ZM208 156H210V157H208ZM247 157L251 158V156H247ZM253 157L256 158L257 156H253ZM212 158H211L212 160H215V158H217V157H212ZM224 159H223V161H224ZM219 160L220 159L217 158L218 162H219ZM223 161L219 162L222 169H224V167H225L223 165L224 164ZM228 161H230L229 158H228ZM170 163L175 164V167L174 168H172V166L170 167V169L172 168V170L169 172V174H168V172L166 174L169 177H167L166 179L160 178L159 181H158V179H159V177H158V179L156 181L157 174L158 173L160 174L161 173L160 171H162L165 168V166L170 165ZM210 163H212V165L214 166V163L216 164V161H214V162L211 161ZM221 163H223V164L221 165ZM2 164H4V163H2ZM46 164H48V165L46 166ZM207 165H209V164H206L204 166H206V168H207V167H209ZM198 166H199V164H198ZM216 167L213 168V169H215V172H213V169L211 171L210 170L211 168L208 170L210 174H212V172H213L212 177H214L213 176L214 173H215V176L217 175V171H216L217 168ZM221 167H219V169ZM231 167L232 166H230V169L232 170L233 168H231ZM233 167H237V166H233ZM197 168L199 170V174H198L199 176L195 177V175H196L195 172L197 171ZM206 168L204 167L203 169H206ZM35 169H37V170H35ZM225 169H227V168H225ZM228 169H229V167H228ZM191 170L194 171L195 175L192 174L193 172H190ZM235 170H237V169H235ZM238 171H237L238 175H240L243 172V171H241V173H240V168ZM223 172H224V170H223ZM235 172L232 173L233 175L229 174V172L226 174H229L231 176L229 178H232V180H233ZM118 174H123V175L127 174V177H130L129 175H131V177L129 179L128 178L126 179V177H125L124 179H126L127 181L122 179L123 182L119 183V181H122V180H118V182L114 180V179H117L116 176ZM220 175L224 176V174L223 175L220 174ZM22 176H25V177L22 178ZM26 176H28V177H26ZM31 176L29 179L32 178ZM114 176H115V178H114ZM124 176H126V175H124ZM210 176L211 175H209V177L207 178V181L210 180L209 179ZM218 176H219V172H218ZM221 176H219V177H221ZM236 177L238 178V176H236ZM177 178H178V180L176 181ZM204 178L201 177V180ZM6 179H4V180H6ZM2 182L6 183V181H1L0 186L3 184ZM14 182H12V183L15 186ZM204 182L208 183L206 181H204ZM205 183H203V184H205ZM11 185L12 184H10V189L12 187H14L13 185L11 187ZM212 185H213V183H212ZM202 186L204 189H201ZM5 187H6V184H5V186L2 185V187H1L2 189H0V190H3V191L6 190ZM205 187H206V190H205ZM7 188H8L7 190H9V186H7ZM201 190H202V192H204V190H205L206 194H205V192L203 194L201 192ZM235 191H236V189H235ZM79 193L83 199L87 192H86L85 188H82L79 191ZM87 195H86V197H87ZM213 197H217V196H213ZM225 201H226V199L222 200V203H224ZM219 202L221 203L220 200H219ZM215 205H217V206L215 207ZM217 209H214V210L216 211ZM62 210H65V209H62ZM62 210H61V208L59 209V206H58V208L57 207L54 208L52 211L51 210L50 211H44V210L40 211V210L36 209V210L29 212V213H21L17 217V224L14 227H13V225L9 224V222L5 223L6 225L4 227H2V230L0 231V264H27V262H28V264H31V263L33 264L34 261H32V258L34 257L33 254L36 253L35 246L37 245V244L35 245V242L38 240L37 235H34L36 229L39 228L41 231L47 229L50 226V224L53 223V221L60 218V216L62 214ZM75 210L76 209L74 208V211ZM214 210H212V211H214ZM71 211H73V210H71ZM217 211H219V210H217ZM216 212H213V215ZM201 213H203V214H201ZM211 213L212 212L210 211L209 214H211ZM48 214H50V217H48L49 216ZM63 214H65V213L63 212ZM198 214H199V216L201 215L202 218L201 217L198 218L197 217ZM213 215H209V216H213ZM45 217L50 218V220H48V221L45 220ZM77 217H78V215H77ZM168 218H170V219H168ZM212 218H214V216L211 217V219ZM203 219L205 222L201 221ZM176 220H177V222H176ZM199 220L202 222L201 225H200ZM217 221L219 222L218 224H220V225L222 223L225 224V226H223L224 224L222 225V229H225L226 231L223 230V233L227 234L228 230H229L228 228H229L230 223L228 221H226V223L223 221H222V223H220V220H217ZM211 222H212V224H211ZM205 223H206V225H205ZM77 224H76V226H78ZM215 225H217V224H214V226ZM189 226L186 225V227H189ZM39 229H37V230H39ZM263 231H262V234L259 233L260 234L259 236L256 235V237L254 239H252V241L248 244L247 247L244 248L243 251L238 252V253H234L233 251L228 250L227 247L224 245V243L215 237L217 235V233L214 232L213 233L214 236H213V234H211L212 237L209 236L208 239H204L201 237V238L195 240L189 246L188 250L186 251V253L184 255L185 258L183 260H180L177 264H238L247 255H249L252 251H254L256 248H258L260 246V244L264 241V232ZM35 236H36V238H35ZM35 239H37V240H35ZM57 240H58L57 242L59 243L60 240L59 239H57ZM61 243H63L62 240H61ZM39 245L41 246V243ZM57 247H59V245H57ZM41 248H43V247H41ZM37 251H40V247H39V250L37 248ZM43 251H44V249H43ZM43 253H44V255H42V256L45 257V252H43ZM41 254H42V251L40 252V254H38V252H37V255L40 256ZM34 255H36V254H34ZM62 255H63V253H62ZM39 256H37V257H39ZM54 256H55V258L53 256L48 257L46 255L45 258L44 257H42V258H44L45 261L47 260L46 258H52V260L55 259V261H56V255H54ZM63 256H65V254ZM57 257H58V255H57ZM68 257H69V262L66 264H69L70 262H71V264H73L74 262L71 261L72 258H70V256H68ZM4 258H5V260H4ZM42 258L41 257L38 258V259H40V262H42ZM59 258H61V256ZM33 259H36V258H33ZM38 259L36 260L38 263L36 261L34 263L39 264ZM64 259L65 258H63L61 260H64ZM66 259L68 260V258H66ZM3 260L6 262H3ZM50 260L51 259H49L48 261H50ZM45 261H43L42 264H46V263H44ZM65 261H62V264ZM56 263H59V262H56ZM59 264H61V263H59Z\"/></svg>", "mask_w": 264, "mask_h": 264}]
</instances>
